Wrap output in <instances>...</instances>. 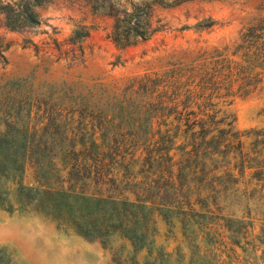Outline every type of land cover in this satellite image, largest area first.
<instances>
[{
	"label": "trees",
	"instance_id": "trees-1",
	"mask_svg": "<svg viewBox=\"0 0 264 264\" xmlns=\"http://www.w3.org/2000/svg\"><path fill=\"white\" fill-rule=\"evenodd\" d=\"M183 1L144 0L129 12L122 9V16L113 6L101 9L113 16L107 36L121 47L144 40L162 26L149 25L150 5L169 7ZM39 2L25 1L17 11L0 3L5 26H36L39 20L33 6ZM212 24L205 20L197 28L207 29ZM263 25L259 21L245 27L230 48L214 49L208 56L202 52L201 60L187 69H169L152 73L154 77L145 74L139 78L143 120L150 123L159 115L166 122L165 117L171 116L170 123L174 124L143 130L140 143L119 142L100 128L89 132L91 139L78 146L15 145L7 141L13 136L12 129L2 122L0 187L2 182L13 184V190L23 198L15 202L16 206L36 205L58 222L74 226L84 237L101 239L104 246L108 237L118 234L128 248L122 259L121 248L113 252L115 264H169L173 252L181 257L187 253L185 264H224L222 255L236 260L234 246H239L242 233H249V226L242 220L215 214L211 195L220 187L205 181L222 175L242 177L247 171L249 179L264 188V156H259L264 155V128L263 134L258 130L245 132L251 135V147L245 149L242 134L233 128V115L207 109L206 101L221 92L245 96L260 85L264 75ZM87 34L86 29L77 28L68 40L74 42ZM156 89H160L157 100L153 99ZM254 144L262 148L255 149ZM57 154L62 158L56 160ZM25 166L32 169L33 185L21 181ZM194 179L197 184H191ZM184 189L193 191L186 196L181 194ZM201 201V209L192 207ZM5 208L12 210L11 204ZM157 216L166 224L176 218L186 252L181 253L178 246L166 251L155 244ZM198 233L202 241L210 243L203 250L196 240ZM253 239V244L244 246L252 253L244 264H255L257 250L260 256L263 254L264 224ZM138 254L141 263L136 262ZM174 262L180 263L178 259Z\"/></svg>",
	"mask_w": 264,
	"mask_h": 264
},
{
	"label": "rangeland",
	"instance_id": "rangeland-1",
	"mask_svg": "<svg viewBox=\"0 0 264 264\" xmlns=\"http://www.w3.org/2000/svg\"><path fill=\"white\" fill-rule=\"evenodd\" d=\"M25 1L31 0H0V3L17 11ZM143 1L40 0L33 6L38 24L19 29L5 26L4 12L0 10V125L6 122L13 132L7 141L15 145L78 146L79 142L91 139L89 132L105 128L111 139L140 143L143 130L154 131L174 124L170 123L171 116L165 117L166 122L159 115L150 123L143 120V95L137 90L139 78L145 74L154 77L152 73L169 69H187L201 60L202 52L208 56L214 49L230 48L245 27L264 22V0H186L169 7L155 3L150 5L148 22L151 27L161 24V28L133 44L122 47L114 44L107 36L113 16L101 9L113 6L122 16V9L129 12L133 5ZM205 20L213 24L207 29L197 28ZM77 28L86 29L88 34L70 42L68 37ZM159 94L160 89H156L153 99L157 100ZM206 108L232 114L233 128L242 134L243 147L249 149L251 138L245 132L258 130L257 133L263 134L264 75L251 93L238 96L221 92L206 101ZM254 146L258 149L260 144ZM60 158L62 155L57 154L56 160ZM21 181L34 184L30 167L25 166ZM205 182L220 187L211 195L215 214L232 221L242 220L249 226V233L244 232L238 238L240 247L234 246L237 259L222 255L224 264L230 260L232 264H244L252 254L244 246L254 243L253 236L264 224V188L250 180L247 171L242 177L222 175ZM197 183L196 179L191 182ZM2 184L0 207L11 204L12 209L17 208L15 202L23 198L13 190V184ZM191 191L184 189L181 194L189 196ZM202 202L192 207L199 210ZM30 206L45 212L36 205ZM155 220V244L166 251L178 246L181 253L186 252L176 218L170 224L159 216ZM196 240L202 250L210 244L201 240V233ZM120 248L122 259L128 248L124 240ZM260 253L256 251L255 264H264V251L261 256ZM178 254L172 253L171 264H185L187 253L184 257ZM136 260L142 262L141 254ZM0 264H10L6 253H0ZM111 264H115L113 254Z\"/></svg>",
	"mask_w": 264,
	"mask_h": 264
},
{
	"label": "clouds",
	"instance_id": "clouds-1",
	"mask_svg": "<svg viewBox=\"0 0 264 264\" xmlns=\"http://www.w3.org/2000/svg\"><path fill=\"white\" fill-rule=\"evenodd\" d=\"M121 245L118 234L108 237L105 247L101 239H88L30 205L11 211L0 207V253L7 254L10 264H111Z\"/></svg>",
	"mask_w": 264,
	"mask_h": 264
}]
</instances>
